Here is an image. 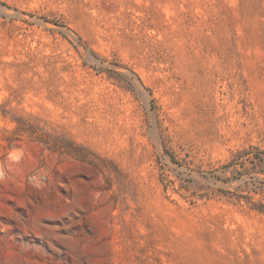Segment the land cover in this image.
<instances>
[{
    "label": "rangeland",
    "instance_id": "rangeland-1",
    "mask_svg": "<svg viewBox=\"0 0 264 264\" xmlns=\"http://www.w3.org/2000/svg\"><path fill=\"white\" fill-rule=\"evenodd\" d=\"M259 150L264 0H0V264H264Z\"/></svg>",
    "mask_w": 264,
    "mask_h": 264
},
{
    "label": "trees",
    "instance_id": "trees-1",
    "mask_svg": "<svg viewBox=\"0 0 264 264\" xmlns=\"http://www.w3.org/2000/svg\"><path fill=\"white\" fill-rule=\"evenodd\" d=\"M19 121V120H18ZM19 123L21 124L22 122L19 121ZM25 125V124H24ZM25 127H19L17 129L16 134H20V131H25L24 130ZM32 133H36V137L40 140L43 141L44 143L62 151V152H68L69 154H72L76 157L79 158H85V154L84 152H86V149L84 147H82L81 145L77 144L76 142L72 141V140H68V139H63V140H57V141H53L51 137L43 135V134H39L36 131H32ZM251 151L248 149L243 150L242 152H240V154L238 155L239 157H243L245 155H248ZM256 159H263L264 157V151L263 150H259L256 154ZM237 160V159H235ZM260 210H264V205L259 206Z\"/></svg>",
    "mask_w": 264,
    "mask_h": 264
}]
</instances>
